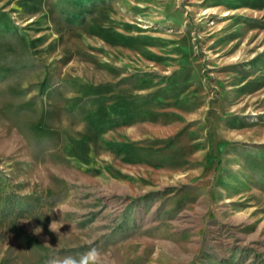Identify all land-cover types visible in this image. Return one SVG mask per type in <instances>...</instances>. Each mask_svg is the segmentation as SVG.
Returning a JSON list of instances; mask_svg holds the SVG:
<instances>
[{"label": "rangeland", "instance_id": "rangeland-1", "mask_svg": "<svg viewBox=\"0 0 264 264\" xmlns=\"http://www.w3.org/2000/svg\"><path fill=\"white\" fill-rule=\"evenodd\" d=\"M89 247L264 264V0H0V264Z\"/></svg>", "mask_w": 264, "mask_h": 264}, {"label": "clouds", "instance_id": "clouds-1", "mask_svg": "<svg viewBox=\"0 0 264 264\" xmlns=\"http://www.w3.org/2000/svg\"><path fill=\"white\" fill-rule=\"evenodd\" d=\"M57 209L60 213L64 210L58 207L54 211H56ZM61 226L62 224L57 223L56 220H53L49 224V229L52 232L59 233V229L61 228ZM40 231L41 229L37 227L34 230V233L38 234L40 233ZM51 264H103V257L99 249H97L96 247H89L86 252L82 253L79 256V258L68 256L64 257L63 259L53 260Z\"/></svg>", "mask_w": 264, "mask_h": 264}]
</instances>
